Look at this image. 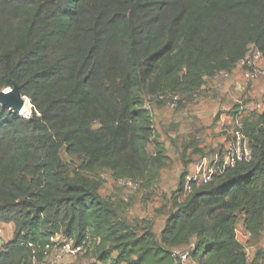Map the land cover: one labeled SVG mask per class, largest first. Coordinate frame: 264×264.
<instances>
[{
	"label": "trees",
	"instance_id": "obj_1",
	"mask_svg": "<svg viewBox=\"0 0 264 264\" xmlns=\"http://www.w3.org/2000/svg\"><path fill=\"white\" fill-rule=\"evenodd\" d=\"M253 50L264 55V0H0V91L32 102L30 117L0 102V224L14 227L0 264H41L58 235L101 263L180 264L188 248L197 264H260L237 227L242 213L252 238L264 229V111L236 131L249 159L220 154L207 182L181 174L159 233L120 217L96 177L152 188L170 157L146 98L183 105Z\"/></svg>",
	"mask_w": 264,
	"mask_h": 264
},
{
	"label": "rangeland",
	"instance_id": "obj_2",
	"mask_svg": "<svg viewBox=\"0 0 264 264\" xmlns=\"http://www.w3.org/2000/svg\"><path fill=\"white\" fill-rule=\"evenodd\" d=\"M221 76L215 79L216 84L209 79V84L197 97L185 101L183 105H178L175 109H171L167 104L154 106V103L149 102L148 97L146 98L153 112L156 134L164 142L170 157L167 166L160 171L159 178L152 188L142 185L138 189L117 187L112 183L109 173L101 172L96 175L102 179L109 176V181L106 183L104 181V187L100 193L117 207L120 217L132 225L137 227L149 225L159 233L172 207L173 198L178 193L181 174L186 171L187 180H189L196 175L200 178L205 173L215 172L220 164V154H223L224 158L232 157L237 150L236 131L241 119L254 111H263L264 108H258L257 105L264 98V91L255 94L253 83L264 76L255 81H247L243 74L244 83L237 89V94L227 100L224 106H219L215 111H211L212 113L207 112L203 117L193 114L196 113L198 106L209 103L214 100V97L219 98L217 88L214 89L211 85L220 87L221 80L229 78L227 74H221ZM245 85L246 87L243 88ZM21 108L24 112L18 110L20 115H28L27 117L32 115V102L29 98H23ZM227 116L233 119H227ZM235 116L237 119H234ZM191 140H194L193 145L185 148V144ZM197 147L200 152H197ZM148 150L153 151V145H149ZM62 157L65 161H69L64 152ZM75 161L71 170L79 165L80 160ZM199 164L203 165L200 174H198ZM243 219V214L240 213L238 237L246 248L249 259L259 256L260 264H264V229L257 237H248L245 234ZM0 226L1 245L12 238L13 229L10 225L0 224ZM181 251L189 250L184 248ZM83 254L86 255L85 252ZM186 264L197 263L188 259Z\"/></svg>",
	"mask_w": 264,
	"mask_h": 264
},
{
	"label": "built area",
	"instance_id": "obj_3",
	"mask_svg": "<svg viewBox=\"0 0 264 264\" xmlns=\"http://www.w3.org/2000/svg\"><path fill=\"white\" fill-rule=\"evenodd\" d=\"M264 55L258 51V50H253L252 54L247 56L244 60H242L240 63L242 65L243 69V74L245 75V78L247 81H255L256 79L264 76V68L260 67L257 65L256 61L258 59H263ZM219 74H227V72H221ZM218 75V74H217ZM243 86V88H245ZM199 93H195L193 97H197ZM161 99H167V105L171 109H175L178 107V102L181 99V96L178 94H172L167 97L161 96ZM258 108H264V98L258 103ZM237 134V150L233 154L232 157L227 156L224 158V166H234L237 161H242L243 159H249L250 158V149L248 147V140L241 135L239 132H236ZM203 168V165L199 164L198 166V174L201 173V170ZM108 174V173H107ZM213 172L210 171L209 173H205L204 175H201L200 178L198 176H194L193 178H189V180H194V181H203L207 182L211 179ZM110 175V174H109ZM106 176V175H105ZM111 176V175H110ZM109 176H106V178H103L105 183L109 181ZM111 181L113 184H115L117 187H122V188H129V189H138L141 185L142 182L138 180H133L129 178H119V179H114L111 176ZM187 191H189V186L187 184L186 187ZM1 227V226H0ZM1 231V228H0ZM238 234V230H237ZM245 234L248 237H251V234L249 232L245 231ZM54 241H59L61 244L56 247L57 253H56V260H61L67 255H76L78 253H83L87 252L88 248L84 243L77 245L76 242L73 239H68L64 238L60 235H58L56 238H54ZM180 264H186L188 259H189V252L188 251H178L177 252ZM249 258V257H248Z\"/></svg>",
	"mask_w": 264,
	"mask_h": 264
},
{
	"label": "crops",
	"instance_id": "obj_4",
	"mask_svg": "<svg viewBox=\"0 0 264 264\" xmlns=\"http://www.w3.org/2000/svg\"><path fill=\"white\" fill-rule=\"evenodd\" d=\"M257 65L264 68V58L258 59L256 61ZM243 69L241 63H238L236 68L229 73V78L226 80H221L222 85L220 87H216L215 85H211L212 88H217L218 93L217 96L219 98L214 97V100L209 101V103H204L202 106H198V109L195 110L198 117H203V115H206L207 112H213L215 111L219 106H224L227 100H230L237 94V89L242 86L244 83L243 80ZM222 77L221 74L216 75L215 77L211 78V82L216 84L215 79ZM209 84V82L206 84V86ZM204 86V89L206 88ZM260 91H264V77H262L260 80H257L253 83V92L255 94H258ZM264 111V109H263ZM211 112V113H212ZM227 119H233L230 116L226 117ZM234 119H237V116L234 117ZM165 223V220H164ZM11 228L14 230V227L12 224H9ZM8 225V226H9ZM164 226V224H163ZM161 227V229L163 228ZM12 230V231H13ZM56 248L53 249L49 255L45 258V260L41 264H112V263H101L97 262L96 259L92 256V254L84 255L83 253H78L76 255H67L63 259L56 261Z\"/></svg>",
	"mask_w": 264,
	"mask_h": 264
},
{
	"label": "water",
	"instance_id": "obj_5",
	"mask_svg": "<svg viewBox=\"0 0 264 264\" xmlns=\"http://www.w3.org/2000/svg\"><path fill=\"white\" fill-rule=\"evenodd\" d=\"M23 98L26 97L21 95L18 86H15L14 88H6L5 90L0 91V102L10 108H13L17 112L20 110Z\"/></svg>",
	"mask_w": 264,
	"mask_h": 264
},
{
	"label": "bare ground",
	"instance_id": "obj_6",
	"mask_svg": "<svg viewBox=\"0 0 264 264\" xmlns=\"http://www.w3.org/2000/svg\"><path fill=\"white\" fill-rule=\"evenodd\" d=\"M27 98V97H26ZM28 99V98H27ZM20 111L21 112H24V109H22L21 107H20ZM22 116H24V117H27L28 115H22Z\"/></svg>",
	"mask_w": 264,
	"mask_h": 264
}]
</instances>
